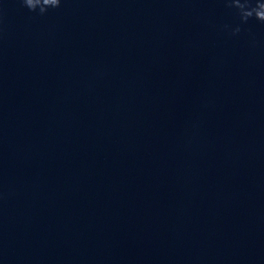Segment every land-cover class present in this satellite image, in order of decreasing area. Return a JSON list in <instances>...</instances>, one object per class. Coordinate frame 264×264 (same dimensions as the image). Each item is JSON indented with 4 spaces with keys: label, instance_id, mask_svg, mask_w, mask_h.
<instances>
[{
    "label": "clouds",
    "instance_id": "9594fccd",
    "mask_svg": "<svg viewBox=\"0 0 264 264\" xmlns=\"http://www.w3.org/2000/svg\"><path fill=\"white\" fill-rule=\"evenodd\" d=\"M23 4L31 11L36 10L27 6L25 4V0H23ZM60 4L61 0H53V4L50 8H58L60 7ZM225 4L229 9L235 10V14L238 16L240 21V24L235 27H231L230 25L223 26L224 30L229 31L231 35L239 34L241 32L240 25L246 24L250 19H255L260 23H264V0H225ZM50 8L40 10V13L44 14Z\"/></svg>",
    "mask_w": 264,
    "mask_h": 264
}]
</instances>
